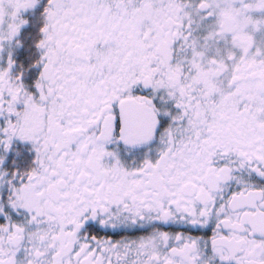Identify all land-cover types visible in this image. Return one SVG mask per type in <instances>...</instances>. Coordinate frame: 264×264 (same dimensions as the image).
<instances>
[{
	"label": "snow or ice",
	"instance_id": "1",
	"mask_svg": "<svg viewBox=\"0 0 264 264\" xmlns=\"http://www.w3.org/2000/svg\"><path fill=\"white\" fill-rule=\"evenodd\" d=\"M0 264H264V0H0Z\"/></svg>",
	"mask_w": 264,
	"mask_h": 264
}]
</instances>
